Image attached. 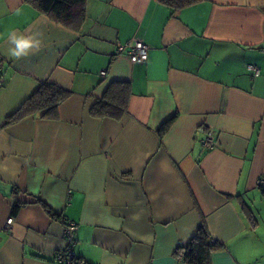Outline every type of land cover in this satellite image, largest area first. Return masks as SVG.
<instances>
[{
  "label": "crops",
  "instance_id": "crops-1",
  "mask_svg": "<svg viewBox=\"0 0 264 264\" xmlns=\"http://www.w3.org/2000/svg\"><path fill=\"white\" fill-rule=\"evenodd\" d=\"M85 7L72 30L0 0V264H56L66 220L80 264H186L176 249L202 218L224 246L212 264H264V0ZM13 31L39 34L40 51L10 58ZM133 38L148 46L142 63L115 55ZM118 80L131 87L126 112L93 116ZM41 82L70 92L57 118L7 123Z\"/></svg>",
  "mask_w": 264,
  "mask_h": 264
},
{
  "label": "trees",
  "instance_id": "trees-1",
  "mask_svg": "<svg viewBox=\"0 0 264 264\" xmlns=\"http://www.w3.org/2000/svg\"><path fill=\"white\" fill-rule=\"evenodd\" d=\"M174 8L190 5L197 0H159ZM39 13L50 20L72 30H79L85 20L86 0H26ZM131 87L127 81H112L102 96L91 108L95 117L120 118L127 110ZM70 92L54 83L41 82L38 88L22 103L12 115L8 116L7 123L20 118L40 113L47 119L58 116V105L69 96ZM176 114L166 119L157 129L161 138L174 122ZM224 246L213 240L206 226L204 218L196 232L185 246L176 249V256L186 264H212V254L220 251ZM76 257V263H78Z\"/></svg>",
  "mask_w": 264,
  "mask_h": 264
},
{
  "label": "built area",
  "instance_id": "built-area-1",
  "mask_svg": "<svg viewBox=\"0 0 264 264\" xmlns=\"http://www.w3.org/2000/svg\"><path fill=\"white\" fill-rule=\"evenodd\" d=\"M148 46L138 38H133L130 41L118 44L115 49V55L125 54L129 57L133 63H142L146 60ZM247 68L252 72L253 75L259 73L258 67L254 65H247ZM1 71V65H0ZM105 72L101 71L103 75ZM1 74V73H0ZM216 143V140L212 132L208 131L205 137L201 140V144L205 148H212ZM258 186L264 187V178H260L257 181ZM13 222L12 217H8L4 225L5 229L10 230ZM77 224L73 221L66 220L63 227L65 245L54 252V262L56 264H75L76 253H75V230Z\"/></svg>",
  "mask_w": 264,
  "mask_h": 264
},
{
  "label": "clouds",
  "instance_id": "clouds-1",
  "mask_svg": "<svg viewBox=\"0 0 264 264\" xmlns=\"http://www.w3.org/2000/svg\"><path fill=\"white\" fill-rule=\"evenodd\" d=\"M39 34H33L25 36L17 34L16 32H10L7 36V42L11 45L7 50V55L10 58L19 60L23 57H27L31 54H35L40 51L42 41L37 38Z\"/></svg>",
  "mask_w": 264,
  "mask_h": 264
}]
</instances>
